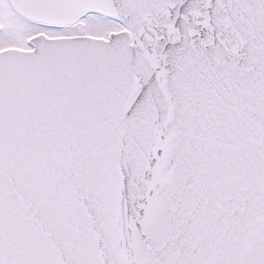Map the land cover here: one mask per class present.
<instances>
[{"label":"snow or ice","instance_id":"snow-or-ice-1","mask_svg":"<svg viewBox=\"0 0 264 264\" xmlns=\"http://www.w3.org/2000/svg\"><path fill=\"white\" fill-rule=\"evenodd\" d=\"M0 264H264V0H0Z\"/></svg>","mask_w":264,"mask_h":264}]
</instances>
